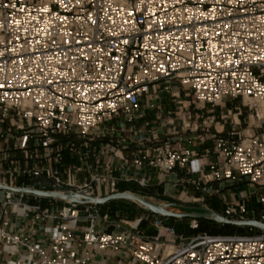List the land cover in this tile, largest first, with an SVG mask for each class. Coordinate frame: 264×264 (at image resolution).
I'll return each instance as SVG.
<instances>
[{
  "label": "built area",
  "instance_id": "obj_1",
  "mask_svg": "<svg viewBox=\"0 0 264 264\" xmlns=\"http://www.w3.org/2000/svg\"><path fill=\"white\" fill-rule=\"evenodd\" d=\"M181 89L264 103V0H0V264H264V229L188 236L157 216L150 235L88 201L157 171L202 190L252 184L264 222V120L243 140L216 127L201 153ZM225 200L231 220L257 211Z\"/></svg>",
  "mask_w": 264,
  "mask_h": 264
},
{
  "label": "rangeland",
  "instance_id": "obj_2",
  "mask_svg": "<svg viewBox=\"0 0 264 264\" xmlns=\"http://www.w3.org/2000/svg\"><path fill=\"white\" fill-rule=\"evenodd\" d=\"M180 91L181 99L190 102L188 109L185 110L186 122L190 124L189 127L184 130L183 134L185 136L192 138L204 137L206 141H212V135L217 127L221 130L223 136L243 140L260 131L259 127L263 124L264 120V103L257 102L253 104V99L241 96L237 98L227 97L218 104L209 105L195 101L192 94L188 95L187 90L181 89ZM196 124L200 126L198 131L193 130ZM183 127V121L179 118L174 120V125L166 126V129L169 130L171 128L172 130H179ZM171 184L172 183H169L170 188L168 187V190L165 184H162L164 186L163 189L167 190V194L163 196L165 198L143 196H145L147 200L160 204L169 211L175 213H204L206 211H212L224 217H226L225 198L235 201L239 200L240 196H242L250 210H257L255 214L250 215V220L253 219L258 221V218L262 214L258 196L255 193L256 187L252 184L248 185L244 182H238L232 186H225L222 185V183H214L210 185V187H206L205 190L196 189L192 183ZM183 188H185V191ZM216 189H218V191H216ZM204 191H206L205 199L199 200L198 198L203 195ZM135 193L141 194L140 192ZM101 208L104 213L109 214L112 221L117 220L132 223L136 219L142 218V221L146 223L145 225L151 228L153 227L152 223L154 219L158 216L162 218L166 224L172 225L176 229L179 228L188 236L197 233L196 231L190 230L194 229L193 226L195 222L206 226V229L202 231L217 232L216 234L237 233L254 235L263 231L261 228L253 225H236L240 227V229H236L235 231L226 230L229 228L224 226L223 223L209 218H204L206 220L200 222L195 220V218L189 217L160 216L129 199L114 200L109 204L102 205ZM211 220L216 223L211 222Z\"/></svg>",
  "mask_w": 264,
  "mask_h": 264
},
{
  "label": "water",
  "instance_id": "obj_3",
  "mask_svg": "<svg viewBox=\"0 0 264 264\" xmlns=\"http://www.w3.org/2000/svg\"><path fill=\"white\" fill-rule=\"evenodd\" d=\"M32 192L43 195V196H61L64 198H70L74 201L78 200V197L76 195H73V196L58 195L56 193L40 192V191H35V190H32ZM137 196H141L143 199L140 197H137ZM118 199L133 200V201L139 203L140 205H142L143 207H145L146 209L150 210L151 212L158 214L160 216L189 217V218H195V219L209 218V219H213V220L220 222V223H223V224H233V225H239V226L253 225V226L259 227L261 229H264L263 227L259 226V224H262L264 226V223H262V222H259V221L253 220V219L248 220V221H234V220L228 219V218L224 217L223 215H220V214L212 212V211H206L204 213H197V212L175 213L172 211H166V212L160 211L157 209L160 208L162 205L156 204V203H153V202L147 200L146 197L143 196L142 194H138L135 192H129V191H123L120 193H116L114 195H111V196L105 197V198H98V199L91 198V199H88V201L97 202L99 204H106L112 200H118Z\"/></svg>",
  "mask_w": 264,
  "mask_h": 264
},
{
  "label": "crops",
  "instance_id": "obj_4",
  "mask_svg": "<svg viewBox=\"0 0 264 264\" xmlns=\"http://www.w3.org/2000/svg\"><path fill=\"white\" fill-rule=\"evenodd\" d=\"M164 108L165 110L173 109L174 106L170 101V98L168 96L164 97ZM153 118V111H148L147 117L145 118V121L141 120L140 123L143 122H150L149 125L145 126L142 125L146 133L149 132V130L152 129V123L151 120ZM168 130V129H167ZM169 130H172L171 128ZM165 129H160L159 134L161 136L165 135ZM142 137V136H141ZM136 145H133L128 139L125 141L124 146L122 147L124 149V153L129 156L134 151ZM195 146L197 150L201 153H204L207 149L212 150L213 149V141H206L204 144H200L198 141H195ZM140 171H134V169H131L129 171L130 174L138 175ZM179 176H181V173H178ZM178 176V175H177ZM176 177V175H174ZM165 184L166 189L169 187V183H162L158 180V172L156 171L153 175V180L151 182V185L148 187H140L134 182H121L120 183V191H129V192H140L142 195H145L147 197H155V198H165V194H167V190L163 189V185ZM173 184V183H172ZM171 184V185H172ZM162 185V186H161ZM170 188V187H169ZM185 191V188H183ZM154 228V227H153ZM155 229V228H154Z\"/></svg>",
  "mask_w": 264,
  "mask_h": 264
},
{
  "label": "trees",
  "instance_id": "obj_5",
  "mask_svg": "<svg viewBox=\"0 0 264 264\" xmlns=\"http://www.w3.org/2000/svg\"><path fill=\"white\" fill-rule=\"evenodd\" d=\"M114 200H112V201H110V202H108V203H106V204H109V203H111V202H113ZM195 220H197V221H200V222H203L204 220H206V219H204V218H200V219H195ZM211 222H213V223H216L215 221H213V220H211ZM146 223L144 222V221H142L141 222V229L142 230H144L147 234H154L156 231H155V229L152 227H148L147 225H145ZM224 226H226V227H228L229 229H226V230H233V231H235L236 229H240V227H238V226H236V225H232V224H224ZM189 228H191V227H189ZM198 228H200V229H198ZM198 228L197 229H190L191 231L193 230V231H196V232H206V231H202V230H204V229H206V226H203V225H200L199 224V226H198ZM177 231L178 232H180V233H183V231H181L179 228H177ZM209 233H217V232H209ZM230 234V233H229Z\"/></svg>",
  "mask_w": 264,
  "mask_h": 264
},
{
  "label": "bare ground",
  "instance_id": "obj_6",
  "mask_svg": "<svg viewBox=\"0 0 264 264\" xmlns=\"http://www.w3.org/2000/svg\"><path fill=\"white\" fill-rule=\"evenodd\" d=\"M137 197L142 198L141 196H137ZM142 199H143V198H142ZM157 210L164 211V212L169 211V210H168L166 207H164V206H161V207L158 208ZM259 226H261V227L264 228V226H263L262 224H259Z\"/></svg>",
  "mask_w": 264,
  "mask_h": 264
}]
</instances>
